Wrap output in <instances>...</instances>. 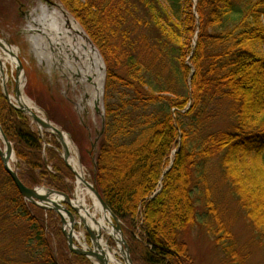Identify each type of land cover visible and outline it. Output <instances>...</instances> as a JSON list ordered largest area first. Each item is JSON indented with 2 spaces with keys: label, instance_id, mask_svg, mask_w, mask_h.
I'll use <instances>...</instances> for the list:
<instances>
[{
  "label": "trees",
  "instance_id": "trees-1",
  "mask_svg": "<svg viewBox=\"0 0 264 264\" xmlns=\"http://www.w3.org/2000/svg\"><path fill=\"white\" fill-rule=\"evenodd\" d=\"M59 1L105 65L95 148L32 76L25 94L77 147L133 264H196V227L221 264H248L264 251V0ZM0 128L23 185L73 191L60 144L34 131L1 85ZM237 214L249 229L244 245ZM0 250V264H93L67 249L59 217L25 201L1 161Z\"/></svg>",
  "mask_w": 264,
  "mask_h": 264
},
{
  "label": "rangeland",
  "instance_id": "rangeland-1",
  "mask_svg": "<svg viewBox=\"0 0 264 264\" xmlns=\"http://www.w3.org/2000/svg\"><path fill=\"white\" fill-rule=\"evenodd\" d=\"M160 1L162 4L165 3L164 0ZM192 1L193 3L196 2V0ZM35 21L38 23L43 22L42 28L45 27V23H50V21L53 22V25L56 28H60V26L64 28L75 26L81 33L79 34L80 39L86 42L89 49L90 47L95 49V47L88 40L85 32L82 30L83 28L80 27V23L72 14L64 9L59 0H0V40L15 49L16 55L22 62V65L29 67L30 71H36V74H38L40 78L35 74V76H33L36 78L35 82L40 81L46 86L47 93L50 94V96L52 95L56 101L62 102L66 105V108H68L73 114L75 112L76 117H79L82 123H84L82 124L78 120L79 124L84 131L87 133L89 132L91 139L90 142L93 143L102 127L103 107L102 94L99 98L100 101L91 102V92L93 88V76H91V71L93 63L96 64L95 62H99L98 60H100L104 83L105 69L103 62L96 49L99 59H96L95 62L87 57V55L76 58L71 57L70 59L58 57L56 52L53 50L51 51L48 47L49 44L46 41L45 32L41 30V28L39 29L31 26V22ZM262 50H264V48H262ZM23 71L20 86L23 96L32 102L42 119H47L56 128L62 130L57 124L50 121L44 110L25 94V86L28 79L25 70ZM15 79V66L10 62L9 58L6 57L0 46V85L1 88L2 85H4V89L8 94V103L14 105H16V97L14 93ZM94 103H98L96 105L98 109H95ZM30 123L32 129L39 133L40 136H44L45 133L50 134L46 130L40 128L32 120H30ZM64 134L70 144L69 156L72 155L73 158L79 161L80 155L76 146L71 142L69 135L66 132H64ZM0 146L2 147V144H0ZM59 154L62 156V152ZM14 162L15 159L10 162V167L15 170ZM84 173L86 172L84 171ZM85 177L88 181L90 180L88 173L85 174ZM36 187L39 189L46 188L44 186ZM72 196L76 197V192H74ZM81 197L85 206L92 212V198L86 192L83 193ZM231 205L232 207L234 205L232 200L231 204L226 201L225 206L227 209H230ZM78 227L81 229L74 230L78 245L82 247H85L86 245V247L92 248L91 242L84 235L82 226L80 227L79 224ZM233 228L238 243L244 245L249 237V229L247 228L245 221L238 214L234 216ZM105 239L108 241V246L111 249L116 248V243L112 239L108 236H105ZM188 245L196 264H221L220 255L215 248L211 237H209L201 228L196 227L192 231ZM1 253L2 251L0 250V256H2ZM9 253V251H6L5 256L9 255ZM117 258L122 262L119 255ZM263 262L264 251L256 250L254 252L253 250L248 264H264Z\"/></svg>",
  "mask_w": 264,
  "mask_h": 264
},
{
  "label": "bare ground",
  "instance_id": "bare-ground-1",
  "mask_svg": "<svg viewBox=\"0 0 264 264\" xmlns=\"http://www.w3.org/2000/svg\"><path fill=\"white\" fill-rule=\"evenodd\" d=\"M48 22V21H47ZM42 23H38L37 21L31 22L32 27L41 28L44 32L48 33V37L52 40L51 46L55 48L56 54L63 56V51L61 47H58V41L59 39H62L66 42L67 48L70 49L71 55L73 56H80L83 54H86L87 57H89L91 60L96 61L98 58V55L96 51L93 48H88L87 45H85L84 49H81L79 45L75 46V43L77 40L71 39L69 36L70 34H76L77 29L75 27H69L68 29V36L64 35L65 32L62 31V26L60 28H56L53 25V22L50 21V23H45L44 28H42ZM64 36V37H63ZM65 38V39H64ZM78 42H82L81 39L78 40ZM83 43V42H82ZM3 44V43H2ZM62 44V43H61ZM60 45V44H59ZM69 45V47H68ZM2 49L6 55L7 58H9L10 62L15 65L16 60V51L13 47L7 46L5 43L2 45ZM64 50V49H63ZM99 62H95L92 65V71L91 76L92 77V95H91V102L100 101V95L102 92V83H103V73H102V66L100 60ZM21 74L18 75L17 81L19 85L21 86ZM18 103L26 110L30 111L29 114L35 113L40 120L44 121L39 116L38 110L33 106L32 102H30L25 96H23L22 92L20 94V97L18 98ZM32 112V113H31ZM63 141L65 144V148L69 151L70 144L67 140V137L62 136ZM68 163L70 164L71 168L76 174V197L74 198V201H71V205L77 210L79 217L85 223L90 229L93 230L95 234V239L93 241V247L96 250L97 253H101L103 255V258L107 262V264H124L121 262L120 259L117 258L119 255L121 258L124 256L121 253V244H120V236L119 234L114 230V224L112 223L110 214L102 209L100 204L98 203L97 199L94 197L93 193L90 191L89 187L86 186L83 183V180L85 179L84 170L82 169L80 163L78 160L71 156L68 157ZM88 193L89 196L92 198V204H93V210L87 208L83 202L82 194ZM39 194L44 195L45 192L43 190H38ZM51 200H54L55 202L60 201V197L58 196H51ZM105 236H108L110 239H112L116 243V248L111 249L108 246V241L105 239Z\"/></svg>",
  "mask_w": 264,
  "mask_h": 264
},
{
  "label": "water",
  "instance_id": "water-1",
  "mask_svg": "<svg viewBox=\"0 0 264 264\" xmlns=\"http://www.w3.org/2000/svg\"><path fill=\"white\" fill-rule=\"evenodd\" d=\"M0 46H1V44H0ZM18 63H19V67H18L17 71L21 69V64H20V62H18ZM4 94L7 97L6 91H4ZM15 95L18 98L19 92H18L17 87H15ZM16 110H18L22 113L28 114L33 122H35L37 125H39L42 129L51 132L57 138V140L59 141V143L61 144V146L63 148V160L66 163L67 167L71 168L69 166V164L67 163V157L69 156V152L65 148V144L63 141V137H62L63 136L62 132L60 130H58L55 126H53V124H51L47 120H44V121L40 120V118H38L35 113L31 112L32 114H29L30 111L24 109L20 104L16 107ZM0 138H1L0 139L1 143L3 145V148L0 147V161H1L2 167H3L4 171L6 172V174L10 177L11 181L13 182V184H14L15 188L17 189L18 193L20 194V196L24 200L28 201L29 203H31V204H33V205H35V206H37L43 210L53 211L59 215L61 226H62V234L66 240L67 248L70 252H72L76 255L87 257L89 259H93L98 264H107V262L103 258V255L101 253H97L95 249L88 248L87 250H85V249H83L81 247H77L75 245L74 235H73L75 218H74L73 214L69 210H67L66 208L62 207L60 204L55 202L54 200L50 199V197L52 195L61 196L64 198L65 204L67 206H69V208L73 212L78 213L77 210L73 206L70 205L69 197L63 193L56 192L54 190H45V189H43V191L45 190L46 193L44 195H42V194L38 193V190H42V189L28 188L25 185H23V183L20 181L17 173L10 167V161L14 157V152H13L11 143L7 140L5 135L2 133L1 128H0ZM83 183L89 187L90 191L94 194L95 198L98 200L102 209H104L105 211H107L110 214V217L114 223V230L120 236L121 253L124 255L121 258L123 263L124 264H133V262L130 258L129 252H128V247H127L126 241L123 238V233L121 230L119 220L116 218V216H114L111 213V211L109 210L107 205L104 203V201L102 200V198L98 194L97 190L93 186L88 185L85 181H83ZM62 213L65 214L67 219L63 216ZM78 218L81 220V218L79 216H78ZM84 228H85V231H86L87 235L89 236V239L92 242V246H93V241H94L96 236H95L94 232L87 225H84Z\"/></svg>",
  "mask_w": 264,
  "mask_h": 264
}]
</instances>
